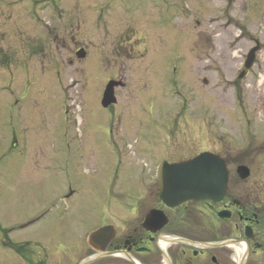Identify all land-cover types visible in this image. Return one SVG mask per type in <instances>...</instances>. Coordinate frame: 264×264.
<instances>
[{
  "label": "rangeland",
  "instance_id": "1",
  "mask_svg": "<svg viewBox=\"0 0 264 264\" xmlns=\"http://www.w3.org/2000/svg\"><path fill=\"white\" fill-rule=\"evenodd\" d=\"M112 80L125 85L104 108ZM160 130L181 152L222 133L264 162V0H0L2 224L30 215L15 220L18 199L42 180H127L113 172L142 163L137 132Z\"/></svg>",
  "mask_w": 264,
  "mask_h": 264
},
{
  "label": "flooded vegetation",
  "instance_id": "2",
  "mask_svg": "<svg viewBox=\"0 0 264 264\" xmlns=\"http://www.w3.org/2000/svg\"><path fill=\"white\" fill-rule=\"evenodd\" d=\"M209 123L212 127L213 120ZM165 134L137 132L134 144L141 139L142 146L131 150L142 155V163L127 162L113 172L127 174V180L93 179L74 186L72 180L45 179L29 197L23 193L15 220L30 215L9 228L0 219V264H264V162L257 146L234 148L221 133L210 148L196 145L181 152L164 145ZM204 152L226 164L224 195L167 204L159 191L160 165ZM120 157L111 161L121 164ZM137 163L148 178H133ZM13 231L24 235L11 242Z\"/></svg>",
  "mask_w": 264,
  "mask_h": 264
},
{
  "label": "water",
  "instance_id": "3",
  "mask_svg": "<svg viewBox=\"0 0 264 264\" xmlns=\"http://www.w3.org/2000/svg\"><path fill=\"white\" fill-rule=\"evenodd\" d=\"M258 49L256 46L249 52L240 78L253 66ZM119 84L112 80L107 85L102 100L104 107L117 101L114 87ZM158 178L161 181V198L174 206L189 200L220 199L227 187L228 171L219 156L205 152L189 161L165 162L160 167Z\"/></svg>",
  "mask_w": 264,
  "mask_h": 264
}]
</instances>
